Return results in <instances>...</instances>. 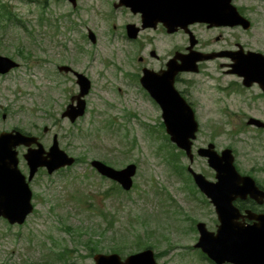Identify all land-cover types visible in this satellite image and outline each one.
I'll use <instances>...</instances> for the list:
<instances>
[{"label":"rangeland","instance_id":"rangeland-1","mask_svg":"<svg viewBox=\"0 0 264 264\" xmlns=\"http://www.w3.org/2000/svg\"><path fill=\"white\" fill-rule=\"evenodd\" d=\"M92 1L78 0L80 9ZM232 2L252 28L247 33L221 30L219 46L235 39L244 44L249 38L257 45L264 42V0ZM75 10L64 0H0V56L18 63L0 75V132L15 129L37 136L45 150L56 135L59 148L76 159L52 175L38 170L29 182L34 212L23 225L10 226L0 219V264H93L97 253H115L123 260L149 246L157 264H212L193 245L198 238L196 223L216 230L213 206L184 170L188 161L171 146L160 110L135 83L121 84L116 67L129 73L130 60L138 52H125L126 66L119 65L122 54L118 51L119 63L110 70L101 64L100 48H90L87 65L93 87L85 97L86 111L74 123L60 117L70 96L78 92L73 79L62 77L56 69L60 61L75 57L69 52L76 38L70 23L78 25ZM78 14L84 21L81 25L91 30L101 24L97 16ZM157 40L158 54L185 45L179 35L170 37L171 43L161 35ZM219 70L210 67L214 79L220 77ZM190 79L191 88L184 83L178 87L190 91L202 129L193 143L191 168L214 180L206 160L195 153L208 141L219 148L232 145L242 171L250 169L251 162L264 167V152L250 150L247 135L244 139L230 132L232 125L220 123L222 105L210 84L215 80L207 83L201 74ZM17 150L18 168L27 176L25 148ZM92 160L115 169L136 165L132 188L124 192L99 176L89 165Z\"/></svg>","mask_w":264,"mask_h":264},{"label":"water","instance_id":"water-1","mask_svg":"<svg viewBox=\"0 0 264 264\" xmlns=\"http://www.w3.org/2000/svg\"><path fill=\"white\" fill-rule=\"evenodd\" d=\"M67 1L72 6L76 5V0ZM135 1L140 2L138 10L141 11L142 19L147 25L161 22L169 32L185 28L192 22L242 26L243 29L250 27L249 21L239 14L231 0ZM214 56L193 52L192 56L181 58L182 66L179 69L172 67L164 72L165 76L161 81L157 82L156 78L147 75L141 79L142 86L160 107L165 132L170 142L185 153L189 163L193 160L191 148L198 127L191 107L173 88L172 79L168 81V75L178 70L197 72V62ZM232 60L234 61L232 72L242 77L244 84L258 82L264 86V57L261 54L240 52L235 58L232 57ZM17 67L18 63L12 59L0 56V75L7 74ZM76 77L79 93L72 97L71 103L61 114L62 118H68L71 123L83 115L85 108L83 97L90 87L84 76L77 74ZM165 77L167 80L164 82ZM43 131H47V128ZM19 146L26 148L23 159L28 168L27 179L18 169L16 148ZM212 147L209 145L207 148L198 149L197 155L207 159L208 166L215 172L214 182L206 180L202 174L194 172L190 167L187 169L198 190L214 207L218 221L215 232L208 231L202 222L196 224L198 239L194 248L200 249L214 264H264V214L253 216L246 210L242 215L233 205L237 198L244 199L246 196L256 198L260 192L252 178L237 173L229 149L217 154ZM73 163L74 158L59 148L56 136H53L52 145L46 151L34 136L25 135L18 130L0 132V218L9 225L23 224L33 211L32 193L28 182L38 169L44 168L48 174H52ZM90 165L99 175L116 182L124 191L132 187V178L136 172L134 164L118 170L97 160L91 161ZM245 219H254V223L247 224ZM93 263L157 264L151 249L129 255L124 260L117 254H95Z\"/></svg>","mask_w":264,"mask_h":264},{"label":"flooded vegetation","instance_id":"flooded-vegetation-1","mask_svg":"<svg viewBox=\"0 0 264 264\" xmlns=\"http://www.w3.org/2000/svg\"><path fill=\"white\" fill-rule=\"evenodd\" d=\"M138 2L135 0H94L87 7L80 9L78 0H76V5L71 8L72 10L76 9L75 11L78 10L76 12L78 25L70 23L71 30L75 33L74 36L76 38L69 48V52L72 51V55L75 57H69L68 61H60L59 65H56L57 72L66 79L72 78L78 91L79 86L76 74L83 75L90 84L89 94L93 87L88 73L90 68L87 65L88 59L92 56L89 52L90 48L95 46L100 48L97 54L100 53L102 55L100 57L101 64L110 70L113 68V63H119L116 57L118 51L122 54L119 65L125 64L126 66L128 59L125 52H131L132 55V52H138V55L133 60H130L129 73H127V70L122 71L120 69L121 66L116 67L121 75V84L126 86L129 82L135 83L134 87L141 90L151 103L160 110L159 105L150 96L146 88L142 86L141 79L147 75L151 78H156L157 82L161 81V78L165 76L164 72L172 67L179 69L182 66L181 58L187 55L192 56L193 52L202 55H215L213 58L197 62L198 71L195 73L180 70L174 74L167 73L169 74L168 81L172 79L173 88L192 107L196 119L195 105L190 91L188 93L180 90L178 85L184 83L188 85V88H191L190 77L200 74L207 83H209L208 80H215L210 82V84L212 86L211 90L213 89L218 95L217 102L222 105L218 115L220 123L232 125L233 128H231L230 132H236L239 136H243L244 139L247 135L246 141L249 142L250 150L257 152L261 149L264 152V86L258 82L246 85L243 83L242 77L236 72H232L234 70L232 57L235 58L240 52L244 54L247 52L259 53L264 57V42L257 45L256 42L254 43L249 38L246 39L248 44H244L241 43L240 39H235L232 42L226 41L223 46H219L222 38L221 30L240 29L242 32L247 33L252 28L251 22L249 29H243L242 26L230 27L218 24L211 25L204 22H192L186 25L185 28H177L173 32H169L161 22L147 25L142 19L141 11L138 10L140 5V2ZM80 11L88 14V18L90 14L93 17L97 16L100 18L101 24L95 25L96 30H91L88 25H81L84 21L79 19L81 15L78 13ZM242 16L245 17L244 15ZM88 18L84 20L87 21ZM81 28H83V31H81ZM160 35L168 40V43H171L169 42L170 37L175 35L182 36L185 40V45L172 51L170 48H166L168 50L167 54H165L166 50H164L162 54L165 56H163L158 54L156 49L159 41L157 37ZM100 39L102 40V45H98ZM64 47L67 46L64 45ZM118 47L121 49L117 50ZM106 51H109L108 61H106L107 58L105 57ZM210 67L215 70L218 67L220 69V77L214 79ZM59 68H63V70H59ZM184 75L188 77L184 78ZM226 77L228 79L223 81ZM166 80L165 77L164 82ZM75 96L76 94L70 96L69 104L72 97ZM85 97L84 102L86 103ZM201 131L202 129L198 124V132L201 133ZM238 142L240 141L238 140ZM210 144L213 145L214 151L218 154L224 149H230L234 156V166L237 172L241 176L251 177L260 192L256 198L246 196L244 199L237 198L234 201V205L239 209L240 213L244 214L246 210H249L253 216L264 214V178H262L264 167L260 168L258 164L251 162V168L247 171H242L236 163L235 149L232 145L219 148L215 143L208 141L203 143L202 147H207ZM185 170H187V167ZM188 175L191 178L189 173ZM245 222L252 225L254 219H245Z\"/></svg>","mask_w":264,"mask_h":264},{"label":"trees","instance_id":"trees-1","mask_svg":"<svg viewBox=\"0 0 264 264\" xmlns=\"http://www.w3.org/2000/svg\"><path fill=\"white\" fill-rule=\"evenodd\" d=\"M149 247H150V246H149ZM91 250H92V247H91ZM114 251H118V250L113 249V252H114Z\"/></svg>","mask_w":264,"mask_h":264}]
</instances>
